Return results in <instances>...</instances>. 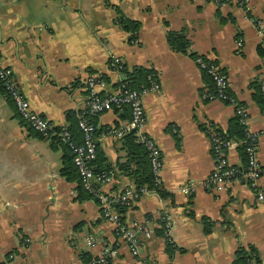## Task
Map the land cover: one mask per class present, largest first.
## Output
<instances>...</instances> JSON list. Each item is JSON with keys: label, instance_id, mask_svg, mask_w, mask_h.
<instances>
[{"label": "crops", "instance_id": "1", "mask_svg": "<svg viewBox=\"0 0 264 264\" xmlns=\"http://www.w3.org/2000/svg\"><path fill=\"white\" fill-rule=\"evenodd\" d=\"M116 10L139 24L136 39L115 24ZM252 20L261 23L259 29ZM169 31L183 32L187 54L168 46ZM192 54L218 65L231 95L247 110L249 131L263 132L264 106L256 96L264 85V0L246 6L213 0H0L1 61L12 69L30 109L54 128H68V114L87 118L88 75L104 82L100 93L117 87L121 74L110 65L113 58L128 70L154 72L160 90L143 98V131L160 150L164 192V198L142 195L120 212L125 226L150 234L140 235L135 259L79 179L61 175L63 146L22 124L0 87V264H85L81 254L95 259L105 249L114 250L110 264H235L237 250L248 247L264 264V134L256 149L262 170L257 189L242 179L221 191L202 187L214 166L209 130L228 141L230 166L246 163L243 141L227 134L234 109L202 98L211 82L204 81ZM120 115L87 118L96 122L98 153L112 177L100 186L106 194L137 189L118 169L127 160L123 138L105 134L129 120ZM191 185L193 194L180 191ZM163 219L171 226V242L163 235Z\"/></svg>", "mask_w": 264, "mask_h": 264}, {"label": "built area", "instance_id": "2", "mask_svg": "<svg viewBox=\"0 0 264 264\" xmlns=\"http://www.w3.org/2000/svg\"><path fill=\"white\" fill-rule=\"evenodd\" d=\"M217 5L235 2L246 6L249 0H213ZM256 29H259L261 23L252 20ZM118 58H113L110 65L121 75L119 85L112 91L100 93L98 88L104 87V82L97 76L88 75L83 81V89L86 93L85 112L88 115H100L105 112L115 111L123 112L126 108L129 112V120L120 127H111L106 130L107 135L117 138H123L128 134H133L135 140L142 144L148 154L151 174L154 178L155 189H148L146 186L139 189L126 188L119 194H106L100 189V186L108 185L112 182L109 171L97 170L95 161L97 158V142L95 133L97 127L90 123L87 118L80 117L77 126L81 134L80 142L74 141L67 127H61L59 131H55L53 125L34 113L30 109V105L22 94L19 86L14 80L13 71L9 67L3 65L0 58V87L5 97L13 104L19 121L30 129L39 138L51 140L57 137L60 144L65 145L72 156V162L76 169L79 183L83 191L93 198L100 207L103 219L114 227L115 236L124 242L131 255L137 259L139 256V238L145 235L147 238L150 234L143 231L141 227L135 226L128 228L125 226L120 213L117 212L116 206L121 208L127 207L131 202L136 201L142 195L157 194L161 190L160 171L162 168L161 153L156 142L147 136L143 129L145 125V112L143 108V98L148 93H157L160 90V84L155 74L147 76L146 83L138 90L130 89L122 84L125 79V67ZM195 64L201 72L209 77L212 83V90H206L202 98L206 101H219L227 104L234 109V115L238 119L239 124L243 127L245 140L242 142L245 146L244 153L246 155V164L243 168L230 166L226 159V150L229 146L228 141L220 134L213 130L208 131L211 142V150L214 157L213 171L208 178L202 182V187L208 191H221L226 183L235 179H242L247 182L251 189L258 188V182L261 177V167L256 158L257 142L261 134L251 133L248 129V113L242 104L231 95L229 91V82L227 75L221 71L218 65L210 60L202 57L194 59ZM260 93L264 99V85L260 86ZM194 185L181 188L182 193L193 194ZM171 226L163 219V235L168 242H171L169 232ZM26 242H29L26 240ZM87 247L94 246L92 237L85 240ZM114 250L105 249L101 254L92 260L91 264H110L114 255ZM12 258V256H10ZM4 264H7L6 262ZM137 264H141L137 262ZM246 264H255L254 260L248 259Z\"/></svg>", "mask_w": 264, "mask_h": 264}, {"label": "trees", "instance_id": "3", "mask_svg": "<svg viewBox=\"0 0 264 264\" xmlns=\"http://www.w3.org/2000/svg\"><path fill=\"white\" fill-rule=\"evenodd\" d=\"M115 24L118 25L124 32L131 34L130 40L136 39V35L139 29V24L137 22L130 21L124 18L123 15L118 10H116ZM166 42L173 51L181 54L188 53L189 42L187 41L182 31L167 32ZM258 53L262 55L263 51L259 49ZM191 57L195 58L196 56L192 54ZM202 73H203L202 75L204 81L210 84L211 81L207 76V74H205L204 72ZM124 74H125V79L122 81V84H125L126 87L130 89L138 90L140 86L146 83L147 76L154 74V72L144 68H132L131 70L125 68ZM118 85L119 83L117 84V86ZM257 89L258 91H257L256 100L263 107L264 100L261 97V95H259V87ZM209 90H212V83L211 86L209 87ZM89 117H94V116L87 115V118ZM120 118L122 120L129 119L128 109L125 108L123 110L122 115H120ZM67 120L70 122V126H68V130L71 133L72 138L74 139V141L79 142L80 138L77 129V119H75L73 115L68 114ZM89 122L96 126V122L92 118H90ZM55 131L57 132L59 131V129L55 128ZM96 134L97 131L95 133V137ZM227 134L231 138L239 139L242 141H244L246 138L244 135L243 127L239 124L237 118H234L230 122L229 128L227 130ZM222 137L224 136L222 135ZM51 140L55 143L60 144L57 137H53ZM122 141H123V147L125 148L127 153V160L124 163L118 165L119 171L121 173L128 175L133 180L137 189L142 188L144 186H146L148 189H155L156 187L154 183V178L150 170L148 154L144 149V147L142 146V144L138 143L135 140L133 134H128L124 136ZM60 145H62L64 149V155L62 157L63 159L62 167L60 170L61 175L65 177L66 180L68 181H73L75 179L78 180V175L76 169L74 168L72 162V156L70 154L69 149L63 144ZM244 148H245L244 145L240 147V154H241L240 157L242 161L246 163V155L244 153ZM96 152H97V158L95 161V165L97 167V170L109 171L107 167L102 166V162L104 163V160L102 158V155L98 153V149ZM82 192L86 194L88 197H91L85 191L82 190ZM163 193L164 192L162 189L157 191V194L162 198H164ZM115 207L119 213L122 212L123 208L116 205ZM209 232H210V226L209 224L205 223L204 233H209ZM80 259L85 264H89L93 260L92 257L89 256L88 254H81ZM248 259L254 260V262L257 264L259 263L256 250L253 247L239 248L236 253L235 264H246Z\"/></svg>", "mask_w": 264, "mask_h": 264}]
</instances>
